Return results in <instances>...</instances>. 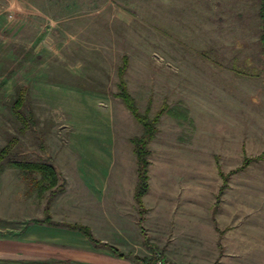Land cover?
I'll return each mask as SVG.
<instances>
[{"label": "rangeland", "instance_id": "374dc122", "mask_svg": "<svg viewBox=\"0 0 264 264\" xmlns=\"http://www.w3.org/2000/svg\"><path fill=\"white\" fill-rule=\"evenodd\" d=\"M259 9L260 0H0V151H9L0 162V251L43 219L49 194L37 195L38 173L9 161L57 169L64 185L50 215L73 200L92 213V188L105 198V183L109 192L115 181H135L130 140L142 130L115 97L126 57L138 111L151 119L164 107L185 118H159L148 144L149 185L163 201L144 230L152 248L125 258L153 264L158 252L181 264L201 246L218 247L215 261H248L259 245L264 259ZM184 231L192 233L183 239Z\"/></svg>", "mask_w": 264, "mask_h": 264}, {"label": "crops", "instance_id": "0c3cea01", "mask_svg": "<svg viewBox=\"0 0 264 264\" xmlns=\"http://www.w3.org/2000/svg\"><path fill=\"white\" fill-rule=\"evenodd\" d=\"M135 184L136 177L132 183L115 181L111 184V191L108 192L109 185L105 183V198L98 197L97 192L92 188V213L89 212V209L82 211L79 206L82 202L73 200L72 202L67 201L64 207L58 206L57 213L52 212L51 219L57 223L86 226L98 241L117 248L122 254L144 253L146 248L141 228L150 233L149 228L153 226L151 213H155L159 206H162L163 201L158 198L155 202L148 181V190L142 196V204L146 208V213L142 216V222L139 224L140 215L133 198ZM55 214L57 220L54 219ZM176 216L177 214H174L172 225H170L174 231L179 226ZM154 222L158 224L159 220L155 219ZM157 227L159 226L157 225ZM189 232L188 234L191 235L192 232ZM188 234L187 231H184L182 238L186 239ZM151 241L153 242L155 239ZM259 247V245L254 246V260H220L222 255L218 261H215L218 247L215 250L212 248L202 251L200 246L194 251L195 255H198V260L181 264H264V259H259L257 256L262 250ZM179 251L183 254L193 253V250L190 251L186 247L179 248ZM0 264L131 263L127 258L117 257L105 247H95L80 232L63 227L30 224L25 228L24 239L21 242L9 240V251L3 253L0 251Z\"/></svg>", "mask_w": 264, "mask_h": 264}, {"label": "trees", "instance_id": "16d2710c", "mask_svg": "<svg viewBox=\"0 0 264 264\" xmlns=\"http://www.w3.org/2000/svg\"><path fill=\"white\" fill-rule=\"evenodd\" d=\"M259 15L264 20V0H260V9ZM264 40V37L262 38ZM128 66V59L126 57L122 58V64L117 70L118 83H117V93L115 97L118 98L125 108L130 112L133 118L141 126V135L134 137L130 140V143L133 146V153L136 159V184L134 188L133 198L136 204L137 212L140 215L139 224L142 222V216L144 214V208L142 205V196L148 190V167H149V156L150 151L148 149V144L155 138L157 133V125L159 118L163 113L169 114L170 116H175L176 118L181 119L185 116L171 112L167 108H161L153 118H149L147 111L144 114H141L137 107L135 100L130 96L127 91L126 83L124 81V74ZM16 108L21 107V101L17 100L15 104ZM9 151L6 148H3L0 151V162L8 159ZM9 164L13 167L19 169L24 174H33L38 173L40 176L39 182H37V195L42 196L43 193L49 191L47 201L44 205L43 219L41 220H31V224H42L53 227H63L73 231L80 232L85 238L93 244L95 247H105L109 249L114 255L119 258H125V256L119 252V250L113 246L101 243L98 241L91 233L90 229L86 226L79 224H65L57 223L52 221L51 215L49 213V203L50 200L58 193L63 191V181L59 184L60 175L57 169L50 164L49 162H18V161H9ZM142 235L144 236V244L148 248H152L150 244L147 243V236L143 228H141ZM144 264H150L146 260H141Z\"/></svg>", "mask_w": 264, "mask_h": 264}, {"label": "built area", "instance_id": "2783aa9c", "mask_svg": "<svg viewBox=\"0 0 264 264\" xmlns=\"http://www.w3.org/2000/svg\"><path fill=\"white\" fill-rule=\"evenodd\" d=\"M153 264H167V262L164 260L160 253L156 252L153 256Z\"/></svg>", "mask_w": 264, "mask_h": 264}]
</instances>
